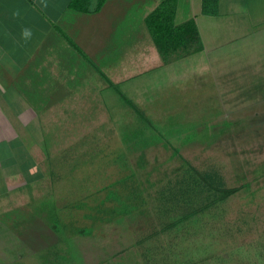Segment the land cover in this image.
<instances>
[{
  "label": "rangeland",
  "instance_id": "rangeland-1",
  "mask_svg": "<svg viewBox=\"0 0 264 264\" xmlns=\"http://www.w3.org/2000/svg\"><path fill=\"white\" fill-rule=\"evenodd\" d=\"M174 2L160 9L166 19ZM243 27V40L226 51H242L228 60V74L202 67L205 89L189 86V73L153 72L127 81L120 97L111 92L116 107L88 109L89 122L57 124L43 143L25 138V147H43L33 157L45 176L0 197V233L8 232L0 234V264L34 261L30 242L25 249L11 240L21 230L43 246L55 236L73 244L65 252L73 264H264V97L254 88L259 74L249 73L264 34ZM185 46L170 42L166 56L198 48L193 39ZM242 63L245 74L235 66ZM180 82L184 90L172 91ZM73 230L101 231L79 238Z\"/></svg>",
  "mask_w": 264,
  "mask_h": 264
},
{
  "label": "crops",
  "instance_id": "crops-1",
  "mask_svg": "<svg viewBox=\"0 0 264 264\" xmlns=\"http://www.w3.org/2000/svg\"><path fill=\"white\" fill-rule=\"evenodd\" d=\"M76 1L0 0V197L19 186L36 187L44 179L33 157L43 147H25V138L43 143L44 138L51 137L50 133H57V124L89 122L88 109L99 105L104 110L105 102L116 107V101L113 103L109 97L111 92L120 97L127 81L153 72L168 70L181 77L187 73L198 75L199 79L193 77L194 84L188 85L205 89L209 80L200 76L202 67H209L213 74H228L223 71L230 68L228 60L239 58L242 51H226L231 43L243 40L245 23L264 34V0H175L174 23L194 21L202 50L165 62L147 20L167 0ZM24 30L30 31L29 37L23 36ZM233 33L238 38L227 36ZM254 50L263 63L254 64V72L249 73L259 74L254 88L264 97V50ZM238 65L245 74L247 65L235 66ZM186 86L180 82L172 86V91H183ZM202 91H198L199 97ZM169 92L167 89L164 97ZM213 104L216 103L211 101L209 106ZM83 115L85 119L80 117ZM1 231V235L8 233ZM73 231L79 238H95L101 230ZM24 232L17 231L19 236ZM20 237L11 240L19 242L18 247L22 243L25 249L26 241L30 242L35 255L34 261L26 263H20L18 257L19 264H62L65 259L75 262L72 253H65L75 252V246L68 243V251L67 243H57L56 236L45 246L39 238L28 241ZM43 249L46 254L41 256L37 250ZM121 257L117 256L123 261ZM115 260L105 263H123Z\"/></svg>",
  "mask_w": 264,
  "mask_h": 264
},
{
  "label": "trees",
  "instance_id": "trees-1",
  "mask_svg": "<svg viewBox=\"0 0 264 264\" xmlns=\"http://www.w3.org/2000/svg\"><path fill=\"white\" fill-rule=\"evenodd\" d=\"M83 0H77L76 3H80ZM168 0L166 1V3ZM164 3L163 6L166 5ZM175 3V2H174ZM162 6V7H163ZM162 7L160 9H162ZM158 9L152 16H150L147 20L150 32L154 38V41L164 58L165 62H172L175 60L182 59L184 57H187L193 53L199 52L202 50V45L200 43L198 32L196 31L195 23L194 21H188L184 25L181 26H173V18L175 14V6H174V13L172 18L166 19V14ZM193 39L198 44V48L187 54L186 56H179L175 59H170L166 55V50L169 47L170 42H176L177 46L184 45L186 41ZM186 40V41H185ZM176 46V45H175ZM186 48V46H185ZM232 194V192H227V195Z\"/></svg>",
  "mask_w": 264,
  "mask_h": 264
},
{
  "label": "clouds",
  "instance_id": "clouds-1",
  "mask_svg": "<svg viewBox=\"0 0 264 264\" xmlns=\"http://www.w3.org/2000/svg\"><path fill=\"white\" fill-rule=\"evenodd\" d=\"M30 34H31V33H30V31H28V30H24V32H23V36L26 37V38L29 37Z\"/></svg>",
  "mask_w": 264,
  "mask_h": 264
}]
</instances>
